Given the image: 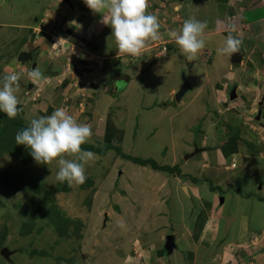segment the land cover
<instances>
[{
    "label": "crops",
    "instance_id": "0c3cea01",
    "mask_svg": "<svg viewBox=\"0 0 264 264\" xmlns=\"http://www.w3.org/2000/svg\"><path fill=\"white\" fill-rule=\"evenodd\" d=\"M4 1L0 78L23 73L21 111L11 120L27 127L32 118L63 107L91 126L93 135L85 146L99 141L116 148L103 173L109 185L102 210L104 240L114 247L109 264L117 259V264H264V0H149L147 11L160 20V39L136 57L118 56L112 29L83 0H30L24 10ZM190 17L208 24L206 47L192 59L169 37ZM229 34L243 41L239 64L232 55L218 53ZM21 52L28 58L19 59ZM175 60L180 62L177 70ZM35 67L45 80L33 84L28 73ZM182 70L192 98L185 94L175 104L183 86L175 78ZM158 75L173 80L167 92L151 90ZM195 102L205 107L194 110L199 113L185 135L175 134L183 104L193 108ZM154 113L169 118L168 127L158 122L145 129ZM152 136L160 139L157 147L166 161L157 153L158 160L149 153L131 154L136 139ZM177 143L188 153L184 164L171 154ZM131 157H152L159 168ZM193 157L200 161L194 176L188 172ZM102 160L96 159L97 164ZM104 168L101 163L100 170ZM233 186L235 194L227 198L216 192ZM240 195L255 196L256 202L239 207ZM138 209L142 217H136ZM169 235L175 242L172 250L166 248Z\"/></svg>",
    "mask_w": 264,
    "mask_h": 264
},
{
    "label": "rangeland",
    "instance_id": "374dc122",
    "mask_svg": "<svg viewBox=\"0 0 264 264\" xmlns=\"http://www.w3.org/2000/svg\"><path fill=\"white\" fill-rule=\"evenodd\" d=\"M37 1L33 0V2ZM4 2L6 5L13 3L20 5L21 10H24L23 5L32 4L30 0H5ZM179 56L178 60L182 54ZM178 60H175L173 67L176 70L180 64V62L177 63ZM183 72V70L180 73L177 72L175 79H178V82L183 81ZM170 85H173L171 78L168 76L162 78L158 75L155 82L150 84V88L153 92L164 93L168 91L167 86ZM141 92L146 95L148 91ZM188 93L190 91L186 94L192 98V94ZM172 102L177 104L178 100L175 98ZM203 108L196 102L193 108L192 105L183 104L184 112L177 117L178 122H175L176 127L181 131L177 130L175 134L185 135L187 125L191 124V118L197 117L194 113H199L194 110ZM152 116L154 118L147 121L145 129L154 128L158 122L160 126L168 127L169 118L159 117L157 113ZM182 117L184 119L180 120ZM10 122L12 120L5 113L0 112V129L8 126L6 131L0 133V264H92L94 259L95 264H109L114 247L110 239L104 240L107 235L104 234L105 223L102 219V210L107 203L105 187L109 186L107 182L105 183L104 174L109 170V164L112 161L110 157L113 156L112 151L116 148L110 149L105 143L92 141L91 146L99 152L95 149L92 151L97 153V159L103 158L101 163L105 164V168L100 170L101 163L97 164L95 160L90 166H86L88 178L84 184H68L56 179V172L59 169L56 161L48 165L38 164L25 146L16 144L15 136L22 128ZM147 138L149 141L146 140ZM159 141L160 139H154V136L145 137L143 142L136 139L131 154L142 157L144 153H149L155 159H157L155 156L159 154V160L166 161L167 157H164L163 152L157 147ZM131 143L124 146L125 152L127 149L130 151ZM175 147L176 152L172 149L171 154L177 156L178 163L184 164L188 153L182 150L183 145L179 143ZM68 158L76 159V157ZM151 158H142V161H154ZM195 159L191 158L193 163L188 166L190 169L188 172L193 176L198 173L200 162ZM231 172L233 171H226L225 174H232ZM211 183H215L214 179ZM216 192L221 194L220 197L227 198L229 194H235V186L229 190L220 187L216 189ZM220 202H222L221 199ZM237 202L239 207L246 205L243 207L246 209L247 203L256 202V197L248 198L240 195ZM97 209H101V212H97ZM142 214L138 209L136 217H142ZM3 248L13 251L10 259L1 254ZM117 261L118 259L111 264H117Z\"/></svg>",
    "mask_w": 264,
    "mask_h": 264
},
{
    "label": "clouds",
    "instance_id": "9594fccd",
    "mask_svg": "<svg viewBox=\"0 0 264 264\" xmlns=\"http://www.w3.org/2000/svg\"><path fill=\"white\" fill-rule=\"evenodd\" d=\"M83 2L93 13L102 14L100 22L112 29L110 38H115L118 56L120 54L140 56L149 42L160 39V20L157 15L147 11L149 0H83ZM220 23L218 20L217 24ZM207 27L206 21L190 17L184 21L179 31H170L169 37L176 42L188 59H192L206 47L204 32ZM242 43L238 36L229 34L225 46L218 49V53L230 55L238 53ZM165 51L163 48V52ZM22 76L23 73L13 71L0 78V112L5 113L9 119H15L21 111L18 93ZM28 76L33 84L45 80L39 67L33 68ZM92 135L93 131L89 124L79 123L65 108L57 106L49 115L32 118L27 127L17 132L15 142L17 145L25 146L38 164L48 165L56 161L59 165L56 172L58 181L84 184L88 178L86 166L97 159L95 153L82 147L90 141ZM256 239L257 237L254 241Z\"/></svg>",
    "mask_w": 264,
    "mask_h": 264
},
{
    "label": "water",
    "instance_id": "95a60500",
    "mask_svg": "<svg viewBox=\"0 0 264 264\" xmlns=\"http://www.w3.org/2000/svg\"><path fill=\"white\" fill-rule=\"evenodd\" d=\"M28 54L29 53H27V52H21L19 59H21V60L27 59ZM241 61H242V54L240 52L232 55V62L233 63L239 64V63H241ZM182 79H183V86L181 87V89L178 91V93L176 95L177 100H180L188 91H190L192 89V85L185 75H183ZM235 97H236L235 92H233L232 93V99H235ZM174 246H175V242H174L173 236L172 235L167 236L166 248L168 250H172L174 248ZM12 253H13V251L9 250L8 248H3L1 254L5 258L10 259V256Z\"/></svg>",
    "mask_w": 264,
    "mask_h": 264
},
{
    "label": "trees",
    "instance_id": "16d2710c",
    "mask_svg": "<svg viewBox=\"0 0 264 264\" xmlns=\"http://www.w3.org/2000/svg\"><path fill=\"white\" fill-rule=\"evenodd\" d=\"M10 123H14V124H16V125H19L22 129L23 128H25V126L23 125V123H22V121H12V122H10ZM8 129V126L4 129V128H1L0 129V133L1 132H4V131H6ZM85 149H87V150H93V147H88V146H85L84 147ZM97 150V149H96ZM98 151V150H97ZM101 152V151H100ZM104 153V152H103ZM132 158V157H131ZM135 162H139L140 164H147V163H152V165L154 166V167H156V168H159L158 167V165L156 164V162L155 161H142V159H139V158H132ZM161 167V166H160ZM170 167H168V169H169Z\"/></svg>",
    "mask_w": 264,
    "mask_h": 264
},
{
    "label": "built area",
    "instance_id": "2783aa9c",
    "mask_svg": "<svg viewBox=\"0 0 264 264\" xmlns=\"http://www.w3.org/2000/svg\"><path fill=\"white\" fill-rule=\"evenodd\" d=\"M166 50V47H164V51ZM234 166H235V164H234Z\"/></svg>",
    "mask_w": 264,
    "mask_h": 264
}]
</instances>
